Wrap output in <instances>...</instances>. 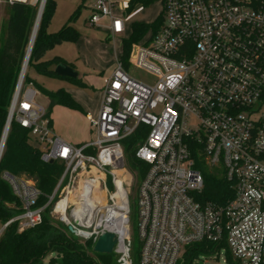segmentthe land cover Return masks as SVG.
Returning <instances> with one entry per match:
<instances>
[{"label": "built area", "instance_id": "built-area-1", "mask_svg": "<svg viewBox=\"0 0 264 264\" xmlns=\"http://www.w3.org/2000/svg\"><path fill=\"white\" fill-rule=\"evenodd\" d=\"M0 1L38 10L47 2ZM162 12L159 29L132 46L129 67L116 60L100 110L88 116L94 132L89 141L74 144L54 132L24 70L8 117L29 131L44 162L60 161L64 169L43 205L35 183L2 174L22 211L0 223V239L12 224L18 231L38 225L50 208L83 242L114 233L116 264H132L134 176L123 141L143 129L135 148L147 166L137 188L140 264H178L187 246L222 240L242 264H264V0H163ZM104 19L111 35L128 27L112 0H95L88 21ZM130 66L148 78L132 75ZM194 145L233 183L226 205L195 199L204 177Z\"/></svg>", "mask_w": 264, "mask_h": 264}, {"label": "trees", "instance_id": "trees-1", "mask_svg": "<svg viewBox=\"0 0 264 264\" xmlns=\"http://www.w3.org/2000/svg\"><path fill=\"white\" fill-rule=\"evenodd\" d=\"M153 1L130 0L127 10H132V7L138 3L148 6ZM55 3V0H47L45 4L27 68L35 66L39 72L59 76L54 71V67L62 62L67 63L65 59L55 56L52 59L43 60V57L51 47L65 39L72 42L78 40L80 32L71 22L78 17L80 9L77 8L69 21L59 30L49 32L47 25L53 15ZM6 9L9 17L0 34V141L38 13L37 7L18 1L6 4ZM162 23L163 12L152 23L134 22L132 24L130 36L122 39L121 59L126 66L129 64L132 46L139 42L150 29L157 31ZM65 78L80 86H86L79 77ZM24 79L25 82H33L36 86V83L27 75V71ZM44 93L49 99L47 108L49 116L56 105L83 112L81 105L65 89ZM142 130L123 141L129 168L137 176L136 194L147 168L146 164L135 156V148L143 141L146 134L141 132ZM191 149L196 167L201 170L204 177V187L196 193L195 199L202 204L211 202L220 206L226 205L234 195L233 183L227 179L222 170L214 169L207 164L201 146L194 145ZM63 169L64 164L60 161L44 162L41 159V150L32 144L29 131L12 120L0 158V223L22 211L20 201L2 178L4 172L15 176L24 175L33 180L41 192L38 204L43 205L54 191ZM132 235L133 262L140 264L141 240L137 231ZM93 245L92 240L86 241L85 244L80 243L79 238L72 234L67 226L55 220L50 214V208H47L38 225L18 231L17 224H12L6 229L0 239V264H43V258L47 255H55L52 256L49 264H116L115 253H94ZM222 251L225 252L226 261L229 264H242L233 256L225 240L201 241L187 246L183 254L184 261L181 264H195L198 258L220 254Z\"/></svg>", "mask_w": 264, "mask_h": 264}, {"label": "rangeland", "instance_id": "rangeland-1", "mask_svg": "<svg viewBox=\"0 0 264 264\" xmlns=\"http://www.w3.org/2000/svg\"><path fill=\"white\" fill-rule=\"evenodd\" d=\"M95 0H55V7L53 15L47 25V30L49 32L59 30L69 19L72 14L75 12L77 8L80 9L78 17L72 21V25L80 32V41L72 42L70 40H63L61 43L54 45L51 47L43 57V60L52 59L55 56H60L65 59V61L74 67V69L78 72L79 78L86 86H80L75 84L65 77L57 76L53 74H48L45 72H39L35 66H29L27 68V75L36 83L37 89L39 90V94L37 96V102L48 108L49 101L45 96V91H57L59 89H65L66 91L69 89L72 91L73 98L78 102H82L86 104L89 108H95L98 103L97 93L101 91V89L105 85L104 78L106 74L102 71L106 69V67L111 63L112 53L115 50H119L121 48V40L118 39L114 44L111 38H108L105 30L99 25H91L87 19L91 15V6L93 5ZM115 3L116 13H121L124 17L130 12L131 9L127 10L130 6V0H112ZM121 1H124L126 10L121 9ZM155 1V0H154ZM151 6H145L142 3L135 4L132 7V10L138 13L136 18L142 19L144 21H152L155 19L157 15V11L159 9L158 0L155 3H152ZM131 10V11H132ZM121 11V12H120ZM9 17V13L6 9V3L0 1V34L1 31L7 24ZM128 30V28H127ZM125 35L127 34V31ZM129 65L127 66V68ZM129 71L132 75L137 76L142 79L148 78V75L133 66H130ZM74 94V95H73ZM81 104V103H80ZM65 107V106H62ZM68 108V107H67ZM74 110V109H72ZM88 110V109H87ZM77 112L72 116H67L62 113L59 116L58 120L61 121L62 124L66 125L69 129L77 130L80 134H85L87 137H91L88 122L82 117V112L78 110H74ZM86 111V110H85ZM56 113V108H55ZM82 114V115H80ZM97 116V115H96ZM95 117V116H94ZM92 131V138L94 137V132ZM32 144L36 147L37 144L32 142ZM127 162V159H126ZM129 167V164L127 162ZM130 169V168H129ZM134 180L132 185V193L130 195V203H131V228L132 233L135 231L138 233V206H137V194L135 191L137 176L136 173L133 172ZM23 177L33 183L28 177L24 175ZM109 189H113V183L111 179L108 183ZM138 188V187H137ZM131 233V237L133 236ZM79 242L85 244L80 238ZM219 255V256H218ZM52 256L55 255H47L43 258V264H49ZM96 258V256L94 255ZM131 260L132 264V244H131ZM184 261V257L181 258L179 264ZM195 264H229L226 261L225 252H221L220 254H212L205 255L201 258H198Z\"/></svg>", "mask_w": 264, "mask_h": 264}, {"label": "crops", "instance_id": "crops-1", "mask_svg": "<svg viewBox=\"0 0 264 264\" xmlns=\"http://www.w3.org/2000/svg\"><path fill=\"white\" fill-rule=\"evenodd\" d=\"M155 1H153V2L155 3ZM124 3H125L124 1H121V3H120L121 4V9L120 10H122V8L125 6ZM158 3H159V9L157 11V15H156L155 19H153L152 21H144L142 19L136 18L138 13L135 11V9H133L131 12H129L127 14V16H126L127 23H128V27H127L128 30L126 29L128 32H127L126 35H125V33L124 34L111 35L110 32H109V28H108L109 20H107V19H104L102 21V23L99 24L98 27H100L101 29L103 28L105 30V33L107 34L108 38H111L113 40L114 44L116 43V41H118V39H120L121 43H122V39L123 38H128L130 36V34L132 32V24L134 22L152 23V22H154L157 19V17L162 13V10H163V0H158ZM151 5H153V4L151 3L149 6H151ZM116 14L121 15V13H116ZM88 19H87V21H88ZM79 41H80V39L78 40V42ZM121 55H122V44H121L120 51L119 50H115V46H114V52L112 53L111 63L106 67V69L104 71H102L104 74H106L104 76V78L108 77L111 74L112 70L115 67L116 60L118 58H120ZM78 77H79V75H78ZM67 91L72 95V91L71 90L68 89ZM96 95H97V98H98V103H97L95 108H89L86 104H84L82 102H80L81 104L79 103L81 105L82 109H83V112H82L83 115L82 114H80V115H82V117L88 122L89 130H90V134H91L90 138L87 137L85 134H80L77 130L69 129L66 125L62 124L60 120H58L59 116H61L62 113H64L67 116H72V115L77 113V112H75L74 110H72L70 108L62 107V105L54 106L53 110H52V113L50 114L51 121H52V127H53L54 132L58 136L63 138L64 140H66L68 142H71V143H74V144H81V143H84L86 141L91 140L92 139V131H91V126H90V122H89L88 116L89 115L96 116L98 114V112L100 110V107H101V104L103 102V88ZM48 101H49V99H48ZM55 108H56V113H55Z\"/></svg>", "mask_w": 264, "mask_h": 264}, {"label": "water", "instance_id": "water-1", "mask_svg": "<svg viewBox=\"0 0 264 264\" xmlns=\"http://www.w3.org/2000/svg\"><path fill=\"white\" fill-rule=\"evenodd\" d=\"M39 11V10H38ZM37 17H38V13H37ZM37 21V18H36ZM35 21V24H36ZM35 24L32 30V34H31V38H30V43L22 64V68H21V73H20V77L19 80L21 79L23 73H24V66L26 64V60L28 57H30V53H31V49L34 43V39H35V33H34V28H35ZM135 54V48H134V52L133 55ZM54 71L62 77H70V78H77L78 77V72L69 64L67 63H59L55 66ZM10 123H11V119L8 117L5 128H4V132L0 141V156H1V149L4 146V142L6 140V136L8 134V130L10 127ZM53 162V161H51ZM68 230L72 233L75 234L76 231L73 229L72 226H68ZM117 243V236L114 233L111 232H103L102 234L99 235V237L97 238L96 242L93 245V252L94 253H100V254H113L115 252V246Z\"/></svg>", "mask_w": 264, "mask_h": 264}, {"label": "bare ground", "instance_id": "bare-ground-1", "mask_svg": "<svg viewBox=\"0 0 264 264\" xmlns=\"http://www.w3.org/2000/svg\"><path fill=\"white\" fill-rule=\"evenodd\" d=\"M43 9H44V7H41V8L39 9V11H38L37 21L35 20V21H36V24L34 23V24H35V28H34L35 36H36V33H37V31H38V28H39L40 20H41L42 14H43ZM28 61H29V57H28L27 60H26V64H25V66H24V70L27 68ZM6 137H7V136H6ZM4 143H5V142H4ZM3 148H4V146H3ZM3 148L1 149V154H2Z\"/></svg>", "mask_w": 264, "mask_h": 264}]
</instances>
